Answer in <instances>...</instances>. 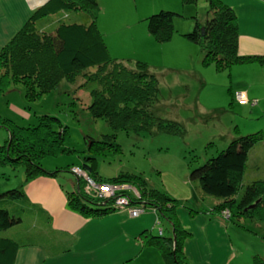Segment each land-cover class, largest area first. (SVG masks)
<instances>
[{
	"label": "trees",
	"instance_id": "obj_1",
	"mask_svg": "<svg viewBox=\"0 0 264 264\" xmlns=\"http://www.w3.org/2000/svg\"><path fill=\"white\" fill-rule=\"evenodd\" d=\"M181 1L184 5H191L199 0ZM206 2L209 13L206 21L200 22L195 15L193 29L184 34L200 46L203 65H214L217 71L226 72L234 65L261 59V56L240 52L235 10L222 0ZM99 9V0H48L36 9L28 22L0 50V92L4 86L19 83L24 86L26 98L36 101L58 88L64 79H79L84 72L86 83L97 82L98 87L92 91V102L85 109L95 119H105L115 133L106 135L103 140L92 139L89 146L91 155L86 156L80 166L96 183L135 187L142 200L137 204L156 209L171 226L168 234H162V231L161 234L143 233L145 245L157 247L166 264H190L185 256L184 244L191 234L177 214L180 203L167 192L150 186L142 175L127 171L104 178L98 171L96 154L116 151L121 147L116 142L119 130L140 133L156 128L171 134L183 131L179 122L154 114L153 105L160 89L157 75L148 71L149 64L139 60L135 61L136 66H131L111 54L105 35L95 20V11ZM71 10L84 11V21H61L53 30L39 27V20ZM183 16L181 11L173 9L154 12L146 19L148 32L156 41L167 42L176 32L175 20ZM93 69L94 72L90 73ZM38 118V124L22 126L0 113V127L9 132V138L0 145V165L23 166L26 181L43 175L57 176L63 170L45 169L42 160L75 152L66 146L69 128L58 116L42 114ZM235 131L238 132V127ZM238 134L217 155L193 167L190 179L200 182L205 195L221 201L214 208L217 213L224 206L234 222L242 217H257L264 222V178L246 186L244 184L250 152L264 141V130ZM86 185L85 178L76 176L74 189L67 191L68 206L72 210L86 217H102L118 209L115 204L117 197H96L87 191ZM0 195V231H4L21 223L29 203L24 197L23 187ZM22 197L21 201L14 200ZM190 212L192 215L196 213L194 209ZM20 245L13 238H0V264H14ZM252 260V264H264V256L260 252H255Z\"/></svg>",
	"mask_w": 264,
	"mask_h": 264
},
{
	"label": "rangeland",
	"instance_id": "obj_2",
	"mask_svg": "<svg viewBox=\"0 0 264 264\" xmlns=\"http://www.w3.org/2000/svg\"><path fill=\"white\" fill-rule=\"evenodd\" d=\"M103 1H105L104 9L107 12H103L101 17L106 21V26L116 18L119 21V28L123 29L121 34L125 37L130 32L127 27L128 22L138 19V16L144 13L146 5L150 4V2H146L147 0ZM145 2L146 4H144ZM207 6L208 4L204 0H200L198 4L188 5L185 9L189 14L184 15L183 13L184 16L181 20L184 18L185 22L191 21L194 23L196 15L200 22H205L209 16ZM101 7L102 4H100V9ZM100 9L95 11L94 16ZM155 10L157 12L161 8L157 6ZM64 14L69 15L66 18H62L67 23L84 21V11L71 10ZM54 19V17L46 18L42 23H39V27L52 26L55 23ZM145 24L147 28L146 21H144V24H139V26L144 28ZM163 46L165 54L160 55L161 51H163L162 47H159L158 50H156L157 48L152 49L150 42L147 43L142 40L135 44L134 48H136V51L133 53H136L135 61L147 62L149 64L148 71L157 75L159 79L160 91L153 105L154 114L163 119L179 122L183 127V131L178 134H171L160 132L156 128L140 133H136L133 130H119L117 131L116 142L121 147L116 151L111 150L96 154L99 160L98 171L104 178L117 176L121 172L127 171L142 175L150 186L167 192L169 196L180 203L177 207V214L178 209L182 205L194 210L199 207L197 209L200 210H195L197 214L201 213V211L207 213V209H213L221 201L203 193L200 182L190 179L191 169L203 164L227 147V144L232 139L228 134L232 133L233 136H237L239 132L245 135L258 131V127L252 125H255L254 122L264 125V114H259L255 110V113L251 115L248 110L241 115L242 105L237 104V98L236 100L231 98L228 92L229 83H227V87H222L223 80L221 81L219 77L222 75H218L214 67H211L209 69L210 72L206 74V85L203 88V83L198 79V76L188 72H181V70H169V67H172L173 64H180L168 59V45L163 44ZM128 59L127 63L129 65L136 66L134 60L130 62ZM92 72H94V69L90 71V73ZM85 79V72L81 74L79 79L78 77L76 80L64 79L58 88L36 101H29L26 98L24 86L19 83L4 86L0 92V113L13 119L19 125L34 126L39 122V115L51 114L58 116L62 123L68 126L69 135L66 140V146L74 149L75 152L47 157L42 160L45 169L63 170L59 171L57 175L62 180L66 191L74 189L72 184L75 182L76 176L77 178H88V174L80 165L83 164L86 156L91 155L89 150L91 140H103L106 135L115 133L105 119H95L85 109L92 102L93 89L98 87L97 82L89 81L86 83ZM245 125H251V127L245 128ZM240 126L243 127L242 131ZM235 127H238L240 131L235 132ZM8 138V130L0 127V145L4 144ZM252 159L253 157H251L250 163H252ZM73 164L77 165L74 166ZM255 171V174L262 171L261 158L258 160V167ZM252 179L250 173L247 172L244 179L245 186ZM25 180L26 172L23 166L0 165V194L14 188L21 189ZM193 183L196 186L195 190L192 187ZM117 186L122 185L118 184ZM199 188L201 189L200 197L197 196L198 193H194L198 192ZM242 191L243 189H241ZM120 192L121 194L129 195L130 198L132 197L130 204L138 205L142 201L139 191L133 186L123 187L118 194ZM112 197L115 198L117 195ZM185 197H188V199H183ZM1 199L2 197H0ZM7 199L12 200L9 197ZM134 200H136V203ZM6 205L10 207L9 203H6ZM148 208L151 207L145 206L143 208L144 211L138 216L143 214ZM220 209L217 214L231 220L229 211L224 206ZM118 210H124L130 216H133L129 212L128 207L125 210V208L120 206ZM23 215H26L25 217L23 216V221L8 230L9 235L28 231L35 233L40 230L41 221L24 212ZM164 221L166 220L164 219ZM238 221V223L236 221V223L234 221L231 222L232 235L237 245L245 249L246 257L243 264H252V256H254L256 251L264 256V228H257L258 226L255 224L259 223L264 227V222L257 217H242ZM170 227L168 221V229ZM152 250L155 253L150 251L143 259L146 264H158L160 261L161 264H166L160 250L156 248Z\"/></svg>",
	"mask_w": 264,
	"mask_h": 264
},
{
	"label": "crops",
	"instance_id": "obj_3",
	"mask_svg": "<svg viewBox=\"0 0 264 264\" xmlns=\"http://www.w3.org/2000/svg\"><path fill=\"white\" fill-rule=\"evenodd\" d=\"M47 1L0 0V50L28 22L34 11ZM222 1L232 7L237 14L240 52L262 58L234 65L226 72H219L216 69L215 71L218 75H222L219 76L220 80H223V83L220 82L222 87H227V83L230 84L228 92L232 99L237 98V104L242 105L241 115L248 110L251 115L255 113V110L259 114H264V0ZM99 2L102 7L96 13L95 20L103 31L114 57L126 63L128 58L130 62L133 60L135 62L136 53L133 52L136 48L134 46L142 40L150 42L152 49L158 50L162 47L163 51L160 55H164L163 44H165L168 45V59L180 64H173L169 70L192 73L202 81V88L206 85V74L214 65L204 66L203 51L198 48L199 45L184 36L193 29V22H185L184 18L176 19V32L167 43L156 41L148 32L146 24L144 28L139 26L144 24L149 15L156 12L157 6L161 9L179 10L187 15L189 12H186L185 8L188 5H184L181 0H147L146 2L150 4L146 5L144 13L140 14L138 19L128 22L127 27L130 32L125 37L121 34L123 29L119 28V21L116 18L106 26V21L101 17L103 12H107L104 9L105 1L99 0ZM64 13L48 16L54 17L55 23L41 28L55 29L64 20L62 18L69 16ZM48 17L39 20V23ZM236 92L239 93L236 94ZM254 123L255 125L252 126L258 127L259 130L263 129L264 125L259 122ZM245 126V128L251 127V125ZM242 128L240 126L241 131ZM235 129L236 127L234 131ZM228 135L230 138L234 137L232 133ZM251 157H253L252 163H250ZM259 158H261L262 171L255 174ZM247 172L253 178L251 182L264 178V142L251 150ZM23 185L24 197L29 203L24 213L38 219L41 223L40 230L35 233L28 231L9 235L8 230L11 228L0 231L2 234L0 238H13L21 244L14 264H146L144 257L150 251L155 253L153 248H158L145 245L143 233H168V221H164L154 208L146 209L140 216H130L124 210H116L102 217H86L72 210L68 206L67 191L58 175L38 176L29 181L25 180ZM192 187L195 190L194 183ZM194 193H198L197 196L200 197L201 189ZM20 199L24 198L17 200ZM197 208L195 210H200ZM214 208L207 209V213L201 211L193 215L190 214V209L186 205L178 209L182 224L191 234L185 240V256L190 264H243L246 253L245 249L234 241L231 231L233 221L218 215ZM255 224L257 228H264L259 223ZM162 257L165 260L163 255ZM158 264H161V261Z\"/></svg>",
	"mask_w": 264,
	"mask_h": 264
},
{
	"label": "built area",
	"instance_id": "obj_4",
	"mask_svg": "<svg viewBox=\"0 0 264 264\" xmlns=\"http://www.w3.org/2000/svg\"><path fill=\"white\" fill-rule=\"evenodd\" d=\"M86 180L89 183L86 189L92 195L96 197H100V198H111L112 196L117 195V199L115 202L117 207L119 208L121 206V208H125V210H127V207H128L129 212L133 216H138V214L144 211L143 209L144 206L142 205L136 206V205L130 204L131 198L129 195L120 194V193L118 194L120 189H122L123 187L126 188L127 186H117V185L108 184V183H96L92 178H89V177Z\"/></svg>",
	"mask_w": 264,
	"mask_h": 264
},
{
	"label": "water",
	"instance_id": "obj_5",
	"mask_svg": "<svg viewBox=\"0 0 264 264\" xmlns=\"http://www.w3.org/2000/svg\"><path fill=\"white\" fill-rule=\"evenodd\" d=\"M255 205L251 206V207H254Z\"/></svg>",
	"mask_w": 264,
	"mask_h": 264
}]
</instances>
